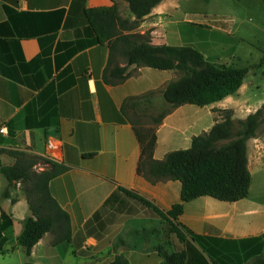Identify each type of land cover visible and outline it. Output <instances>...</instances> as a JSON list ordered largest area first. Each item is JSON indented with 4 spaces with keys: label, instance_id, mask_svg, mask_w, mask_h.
Returning a JSON list of instances; mask_svg holds the SVG:
<instances>
[{
    "label": "crops",
    "instance_id": "crops-1",
    "mask_svg": "<svg viewBox=\"0 0 264 264\" xmlns=\"http://www.w3.org/2000/svg\"><path fill=\"white\" fill-rule=\"evenodd\" d=\"M113 5L129 20L119 26L123 34L149 33L155 45L188 43L212 63L239 66V45L255 46L235 33V13L188 10L181 15L180 0H162L137 25L125 0H0V167L15 165L18 156L26 165L39 158L37 171L48 167L47 160L66 165L68 170L50 182V191L72 224L69 241L54 243L55 234L48 232L27 255L15 240L32 211L21 183L3 196L9 182L0 170V207L13 220L8 240L0 237V264H109L118 254L128 264H163L133 232L137 225L162 226L153 211L123 193L103 207L119 186L164 210L181 200V181L153 182L138 173L141 144L133 122L156 126L154 157L161 160L191 147L194 136L222 120L220 110H233L238 120L264 105L262 82L250 75L262 57L261 63L246 65L252 68L235 93L203 107H173L164 89L179 77L175 69L129 64L122 41L96 40L85 10ZM182 21L189 26L182 28ZM241 30L264 32V0H240ZM120 68L126 69L124 79ZM247 146L248 197L229 202L201 196L186 202L179 218L207 241L221 240L212 244L227 264L254 258L251 251L259 241H243L264 233V129Z\"/></svg>",
    "mask_w": 264,
    "mask_h": 264
},
{
    "label": "trees",
    "instance_id": "trees-1",
    "mask_svg": "<svg viewBox=\"0 0 264 264\" xmlns=\"http://www.w3.org/2000/svg\"><path fill=\"white\" fill-rule=\"evenodd\" d=\"M125 1L136 16L132 25H137L162 0ZM7 9L10 10L8 7ZM85 15L98 42H110L115 38L124 43L123 54L129 64H143L160 70L175 69L178 72L179 77L164 89V97L173 107L185 103L203 107L220 101L238 91L252 68L212 63L191 44L155 45L149 33L123 34L119 26L123 27L129 20L120 16L117 5L89 8L85 10ZM120 71L119 78L124 79L126 69L120 68ZM219 112L222 120L216 122L208 132L194 136L191 147L173 150L161 160L154 157L156 126L137 125L133 122L141 144L138 173L153 182L163 179L181 181V200L169 210H164L137 191L119 186L103 207L109 205L119 193H123L153 211L178 239L181 248L177 249L169 241H162L163 226L152 223L148 227H138L133 232L143 242L149 243L162 258L163 264H227L225 257L220 256L212 244L221 240L207 241L179 221L185 203L198 197L212 196L222 201L234 202L250 194L252 174L248 166L247 143L262 127L264 105L246 119L235 120L231 109ZM163 117L164 114L156 118L155 122L160 123ZM18 157L15 165L0 167L9 182L2 194L9 197L11 186L17 183L23 185L32 214L23 220V231L15 241L30 255L34 246L48 232L55 234L54 243L71 239L70 215L50 191V182L65 173L68 167L63 163L47 160L48 167L37 171L34 164L39 158H33L26 165ZM12 201L15 202L16 199L13 198ZM0 212V237L4 234L3 239L8 240L7 233L13 226V220L1 207ZM99 213L100 211L94 217L99 216ZM249 241H259L251 251L255 255L253 264H264V233L243 242L247 245ZM109 264H128V260L123 254H118Z\"/></svg>",
    "mask_w": 264,
    "mask_h": 264
},
{
    "label": "rangeland",
    "instance_id": "rangeland-1",
    "mask_svg": "<svg viewBox=\"0 0 264 264\" xmlns=\"http://www.w3.org/2000/svg\"><path fill=\"white\" fill-rule=\"evenodd\" d=\"M180 3L182 6L181 15H184V12L188 10H203V11L208 10V11H212L215 13L217 12L235 13L238 19V23L234 25V29L236 31L235 33L237 34V36H240V35L246 36V38H248L251 41V43H254L256 46V47L255 46L247 47L245 44V46L241 47L240 49V45H239L238 54L240 55V52H241L243 54V58H242L241 63H237V64H239V66L241 67H244L249 64L253 65V63L255 64L261 63L260 62L262 60L261 58L263 57L264 59V52H263L264 47H262L264 46V32H259V31L244 32L242 30L240 31V0H180ZM182 18H180V20H182ZM181 26L182 28H185V27H188L189 24H187V22L185 21H182ZM261 64H257L256 67L251 69L250 75L251 77H255L257 80L262 82V85L264 87V77H263L264 65L263 63ZM263 129H264V126L261 127L259 132L263 131ZM145 215L149 217H153V214L151 213H148V215L147 214ZM154 220H157L159 222V219L154 218ZM161 225L164 227V233L162 234V241H169L172 244H174L177 249H180L181 245L179 241L173 234H171L168 231V226L166 224H161ZM137 227H141V225H137ZM168 247L170 248V246ZM254 259L255 258L250 259L245 264H253Z\"/></svg>",
    "mask_w": 264,
    "mask_h": 264
},
{
    "label": "built area",
    "instance_id": "built-area-1",
    "mask_svg": "<svg viewBox=\"0 0 264 264\" xmlns=\"http://www.w3.org/2000/svg\"><path fill=\"white\" fill-rule=\"evenodd\" d=\"M5 128H2L1 131H4Z\"/></svg>",
    "mask_w": 264,
    "mask_h": 264
}]
</instances>
